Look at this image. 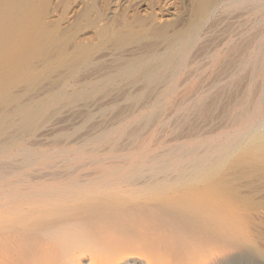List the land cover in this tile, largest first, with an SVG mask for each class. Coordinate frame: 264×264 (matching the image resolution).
I'll return each mask as SVG.
<instances>
[{"label":"bare ground","instance_id":"obj_1","mask_svg":"<svg viewBox=\"0 0 264 264\" xmlns=\"http://www.w3.org/2000/svg\"><path fill=\"white\" fill-rule=\"evenodd\" d=\"M55 1L58 2L53 0H0V69H7L10 75L15 70L22 69L28 59L30 60V57L23 56L24 54L22 55L20 51L26 48L34 49L36 46L44 45L45 43L62 40L60 33L58 34L59 36L56 35L61 30L60 21H50L46 16L50 15L52 10L56 11L62 8L63 14H66L65 12L74 0ZM246 1L193 0V12L188 19V30L174 37L169 36L170 29H174L172 25L155 28L149 26L154 21L153 17L148 20L138 21L137 26H140L139 29L136 28V25L129 23L126 17L115 20L110 27L103 26L101 30L103 38L108 36L106 38L116 44H127L129 41L141 43L149 35L153 39L165 43V51L163 53L152 55L150 58L147 57L148 59H145L143 54V58L139 56L138 58L124 61L119 70L122 80H127L129 82L127 84L133 89L135 88L137 92L156 94L157 97L165 100H168L179 91H183L182 93H185V95L190 91L192 93V88H188V82L192 80L193 72H190V69L188 70V64L190 63L189 57L193 53L195 44L197 42L200 43L198 41L199 36L203 34L208 39L212 38L213 43L218 41L219 37H223L224 41L222 44L215 50L210 51L211 57L213 61L228 63V59L233 54L240 51L239 49L243 50L242 53L244 55H242V61L239 60L242 62L239 69H244L246 72L250 69L252 75V81L250 80L247 84V92H244L246 98H241L243 101L240 103V111L237 115L235 113L236 117L231 123L225 127L223 126L224 122V124L222 123L223 125L218 124L220 126L214 128H212V125L207 133L211 135L204 137L205 139L200 143L203 151L199 160L195 159L196 156H192L194 159L192 161V165L195 168L194 171L188 174L181 173L178 177L176 176L177 178L174 177L176 179L171 184L165 182L146 183L149 178H144V183L143 181L141 184H139L140 182L134 183L135 179L145 177L143 167H147V164H150L147 171L151 173V176L157 177L169 171V169H166L167 166L160 164L158 157L152 158L151 156L150 158L147 153L143 154L145 145L140 147L133 145L135 148L132 146L133 148L130 149H135V151H130L126 158L122 156L126 160V164L124 163L126 166L106 167L100 165L102 164L101 159H98L101 157L99 155L101 154L99 153L100 148L103 151L105 149L109 153L113 152L122 143L121 140L123 139H127L129 141L128 144L132 140L135 141L138 133L136 134L132 131L127 133L129 127L143 122L147 126L154 120L157 112L144 114V109L148 106L145 104L140 105L142 102L135 105L130 104L131 106L127 107L129 109L127 117L124 116L125 118L116 121L113 129L110 128L112 132L110 130L104 131L93 139H86L85 145L92 144L94 146V149H90L91 151L89 152L87 150L85 152L83 147L74 149L69 147L68 144L62 146V148L56 147L59 148L56 155L49 154L47 150L40 148L42 156L38 160L36 159L35 162L41 161L44 163L54 159L56 156L71 157L73 154L75 156H73L72 161L79 162L83 156L88 155L92 158V161L97 162V175L92 179L87 178L86 182L84 181L85 179L81 180L84 182H81L78 180L79 178L75 179L73 176L66 179L54 177L55 179L51 178L53 180L51 182H47V178L44 180L40 177L34 180L25 179V181L21 182L14 180L15 182L7 185H0V264H79L82 260L83 248L89 250L88 253L91 254L90 264H133L132 261L130 262V259L133 258L140 259L141 262L144 260L147 264H264V53L259 54L261 50H253L252 40H248V36L244 37L246 33L244 30L241 31L237 27H234L232 31H224L222 29L228 17L229 19L233 18L231 12L234 13V11L231 10L233 8L241 9ZM78 2L82 3L83 1L81 2L80 0ZM97 3L102 2L92 0V2L83 3L81 9H78L79 11L75 9L78 11L77 17L68 13L72 17H76H74L75 20L69 17L73 22L69 24L70 27L68 29L78 30L83 26L96 24L97 21L102 20L104 12L98 8ZM59 11L57 12L60 13L61 11ZM246 11L242 14L247 15ZM236 15L238 16L239 14L237 13ZM52 16L54 15H51V18ZM113 20L109 19L110 22ZM221 21L223 22L222 24ZM238 25L240 26V24ZM115 28L118 29L115 30ZM216 28L217 30L214 31ZM242 36L245 42H243L241 47L237 44L236 40L238 39L236 37L243 39ZM69 39L74 40L75 38L70 37ZM136 47L139 48L138 46ZM196 49L199 51L201 48L196 47ZM196 49L194 52H197ZM73 58L72 60L70 59V65L71 69L74 70L79 63L86 61L87 55ZM119 58L121 60V57ZM209 62L212 63L211 60ZM223 66L226 67V64ZM115 69L117 71V68ZM222 69L224 70V68ZM192 71L194 70L192 69ZM1 74L0 88L3 87L2 76H4V74ZM82 77L84 78V76ZM255 77H258L259 80L261 79L260 84L253 81ZM229 82H227L225 88L229 89L232 87L233 89V86H231L233 83L231 82L230 84ZM110 89L109 91H111ZM145 103H148V101ZM203 103L204 99H200L195 107L201 108ZM157 110L159 112V109ZM2 119L4 120V118ZM100 121H102V117ZM93 122L95 123V121ZM66 128L63 129L66 130ZM87 128L89 127L87 126ZM134 129L136 130L137 128L135 127ZM85 132L87 131L85 130ZM90 132L91 130L89 134ZM83 138L81 137L80 140ZM183 145L187 146L185 143ZM35 150L21 143H13L7 146L0 144V160L23 156L27 164H32L38 154ZM117 151L119 152L120 150L117 148ZM113 153H116V151ZM181 157L178 156L179 159ZM6 162L4 161V163ZM227 165L233 169V177L231 179H227L226 175H224ZM50 168L52 170V167ZM53 168L55 167L53 166ZM60 173L62 174L61 171ZM43 174L41 173V175ZM69 175L71 176L72 174L69 173ZM197 183H200V185H196ZM73 251L75 252L71 253Z\"/></svg>","mask_w":264,"mask_h":264},{"label":"rangeland","instance_id":"obj_2","mask_svg":"<svg viewBox=\"0 0 264 264\" xmlns=\"http://www.w3.org/2000/svg\"><path fill=\"white\" fill-rule=\"evenodd\" d=\"M53 1L58 2L55 0H53ZM78 1H80V0H78ZM78 1L74 0V2L69 5L67 11L65 12L66 14H63V8H62L61 10L59 9L61 12L59 10H56V11L52 10L50 12V15L46 16V18H48V20L53 21V22L60 21L61 26L63 25L62 27L60 26L61 30H59L58 33L56 34L57 36L60 35V37H62V40H57V41H53L50 43H45L44 45L36 46L34 49H31V48L27 49L26 48L25 50L20 51V53H22V55L24 54L23 56L30 57V60L28 59V62L25 63V66L22 67V69L15 70L14 72L10 73V75H9L7 69H3V68L0 69V74L1 73H2L1 75L4 74V76H2V81H3L2 86L6 87V88L2 87L3 90H2V88H0V108H1L0 109V144L7 146V145H10L13 143H21V144L26 145V147H28V148L36 149L35 152L38 153L35 156L34 162L32 164H27L25 162L23 156H17V157L8 158V159H1L2 161L0 160V185H7V184L15 182V181L21 182V181H25V179L26 180H34L37 178L39 179L40 177L44 180H46V178H47V180H46L47 182H51V181H53L52 179H55V178L66 179L67 177L69 178L72 176L75 179L79 178L78 180H80V181L85 179L84 180L85 182L88 179L95 178L97 175L96 169L98 168V166L96 165L97 162H95L94 160L92 161V158H90V156H88V155L83 156L79 162L72 161V159L74 158L73 156H75V154H73L71 157L63 156V155L56 156L54 159L46 161L44 163L41 161L35 162L36 159L38 160V158H40V156H42L40 154L41 150H39V149L40 148L45 149V150H47V153H49V154L51 153L52 155L53 154L56 155V154H58L59 148H62V146H65L68 144L69 147H72L74 149H80L81 147H83L85 152H86V150H87V152H89L92 149H94V146L92 144L85 145L86 139H93L94 137L98 136V134H101L104 131H109L110 128L113 129V125L116 124V121L127 117L128 110H129L128 108L131 105H135L136 103L138 104L139 102L140 103L142 102L141 104L139 103L140 105L145 104L146 106H148V107H146V109H144V114L157 112L154 120L150 123V125L147 124V126L143 122V123H140L139 125L129 127V130L127 133H129L131 131L133 133H136V134L138 133L135 137L136 140L135 141L132 140L128 144L129 141H127V139L122 138L123 139V140H121L122 143H120V145H118L116 147V149L113 151V152L116 151V153H113V152L108 153V151L106 152L105 149L103 151L102 148H100L99 153H101V154H99V155L101 157L99 156L100 158H98V159H101V161H102V164H100V165H103L106 167L126 166L125 165L126 164V160H125L126 155L130 151H135V149L131 150L130 148H133L134 146L140 147L142 145L143 146L145 145V148L143 149L144 150L143 154L147 153L148 155H150L149 156L150 158H151V156H152V158L158 157L159 161L161 162L160 164H162L163 166H167L166 169H169V171H167V173H165V174H160L157 177L151 176V173H149V171H147V170H149L150 164H147L148 168L146 166L143 167V170L145 171L144 172L145 177H139L140 179H138V178L135 179L134 183L140 182L139 184H141L142 181L144 183V180H143L144 178H149V180L146 183H148V182L149 183L150 182L151 183H158V182L164 183L165 182V183L171 184L172 182L175 181V179L181 173H184V174L192 173L195 169L194 165H192V161L194 160L192 158V156H194V157L196 156L195 159L199 160V157L202 155V151H203L200 143L208 135H211V134H207V133L209 132L212 125H213L212 128H214V127L223 125L225 123L223 125L225 127L229 123H231V121L235 119L236 115L240 111V107H241L240 103H241V101H243L241 98H243V99L246 98L245 93L247 92L246 91L247 84H248V82H250V80L252 81V77H251L252 75L250 73V69H248L247 72L244 69L243 70L239 69L240 64L242 63V62H240V61H242V58H243L242 55H244V53H242L243 50L239 49L240 51H238L236 53L238 57L236 56V54H233L232 55L233 58L231 57L230 59H228V63L224 62L226 64V67H225V66H223V65H225L223 62L220 63L218 61H213V59L211 57V53H210V51L215 50L218 46H220L222 44V42L224 41L223 37H219V40L213 43L212 38L208 39L207 36L204 37V35L202 34L199 36V40H198V41H200V43L197 42L195 44V47L192 51L193 53H191L192 55L190 54V57H189V62L191 64L190 63L188 64V66H189L188 70L190 69L189 71L193 72V78L190 82H188V88H192V93L190 91L188 94L185 95V93H182L183 91H179L175 95H172V97H171L172 99L169 98L168 100H165L161 97H157L156 94L152 95V93H147V92L144 93L141 91L137 92L135 88L133 89L129 84H127V83H129L127 80H125V81L122 80L121 75L119 74V70H120L121 65L123 64L124 61L126 62V61L133 59V58H138L139 56H140V58L141 57L143 58V56H142L143 54H144V58L148 59L152 55L163 53L165 51L164 50L165 49V46H164L165 43L160 42V40L153 39V37L151 35H149L144 40H142L141 43H138L135 41H129L127 44H119V43L116 44L112 41H109L110 39L106 38L108 36L103 38V33L101 31L103 26H109L110 27L114 24L115 20H120L122 17H126V20L127 21L129 20V23L136 25V28L139 29L140 26H137L138 21L148 20L150 17H153L154 21L149 26H153L155 28V27H160V26H165V25L166 26L172 25L174 29H170V31L172 33L169 31V36L174 37V36L179 35L180 33L186 32L188 30V28H189L188 27V19L191 17L192 12H193V5H194L193 0H157V2H156V0H147V2H146V0H97V2L98 1L102 2V3H97L98 8L102 12H104L103 13L104 15H102V20L97 21L96 24L93 23V24L86 26V27L83 26L82 28H80L78 30L77 29H73V30L70 29L69 30L68 29L70 27L69 24H71V22H73V20H75V18L77 17V13L79 11L78 9H81V6L83 5V3L92 2V0H89V1L88 0H81V2L83 1L82 3H79ZM109 1H110V3H109ZM151 1H153L154 4L153 3L150 4ZM104 3L106 6L104 5ZM79 4H81V5H79ZM78 6H79V8H77ZM102 8L104 9V11ZM75 9H77L78 11ZM131 10H133V11H131ZM57 11H59L60 13H58ZM231 11H234V13L231 12L233 18L231 17L229 19V17H228V19H227V21H226V23L222 29L224 31L225 30L232 31V29L234 27H237L241 31L244 30V32H246L244 37L246 38V36H248V40H250V41L252 40L251 43H252L253 50L254 51L255 50H259V51L261 50V52L259 54L264 53V49H262V48H264V0H247L245 2V4L241 7V9L240 8H238V9L233 8ZM245 11H246L247 15L242 14V13H245ZM73 12H75V13L73 14ZM128 12L129 13L131 12L132 16H131V13L129 14ZM136 12H137V14H136ZM236 12L239 14L238 15L239 17L236 15L237 14ZM68 13H71L72 15H75L76 17L74 16L75 17L74 18V17H72V15H69ZM51 15H54V16H52V18H51ZM126 15H128V16H126ZM241 15H242V17H241ZM119 16H121V17L118 18ZM183 16H185L187 19ZM56 17H58V18H56ZM69 17L73 18V20L71 18L69 19ZM108 17L110 20H113V19L114 20L110 22ZM63 18H65V19H63ZM185 19H186V21H185ZM235 20H236V22H235ZM104 21H105V23H104ZM107 21H109V22L107 23ZM134 21H136V22H134ZM244 21H245V23H244ZM227 22H228V25H227ZM65 23H66V25H65ZM222 23L223 22L221 21V24ZM177 24H179V25H177ZM238 24H240V26ZM118 28H115V30H117ZM215 30H217V28L214 29V31ZM112 31H111V33H112ZM250 34H252L253 36ZM78 36L80 37L79 38L80 41L78 39ZM70 37H73L75 39L70 40L69 39ZM84 37H86V38H84ZM244 37L242 36L243 39H241L240 37H236V39H238V40H236L237 44H239V46H241V47L243 46V42H245ZM86 39H88V40H86ZM75 40H77V41H75ZM102 40H103V42H102ZM208 40H210V41H208ZM236 41H234V42L236 43ZM153 42H155V43H153ZM240 42H242V43L240 44ZM207 43H209V44H207ZM154 44L155 45L157 44V45L155 46ZM116 45H118V46H116ZM206 45H207V47H206ZM133 46H135V47H133ZM136 46H138L139 48H137ZM118 47H120V48H118ZM143 47H144V49H143ZM196 47L201 48V49L200 50L198 49L199 51H197ZM87 48H88V50H87ZM64 49H65V51H64ZM195 49L197 52H194ZM68 50H69V52H67ZM111 50H113V51H111ZM151 50H153V51L151 52ZM108 51H110V52H108ZM199 52H200V54H199ZM117 53H118V55H117ZM137 53H139V54H137ZM29 54H31V55H29ZM84 55L85 56L87 55L86 61H82L81 63H79L78 64L79 66L77 65V67L74 70L71 69L70 59L71 60L74 59L73 57L80 58ZM240 56H241V58H240ZM119 57H121V60H119L120 59ZM68 58H69V60H68ZM208 58H210V59H208ZM93 59H94V61H93ZM210 60L212 61V63L209 62ZM121 61H122V63H121ZM193 61H195V62H193ZM216 62H217V64H216ZM113 65H115V66H113ZM220 65H222V66L220 67ZM114 67L117 68V71ZM194 67H196V68L194 69ZM197 67H198V69H197ZM53 68H55V69H53ZM202 68H204V69H202ZM222 68H224V70ZM192 69L194 71H192ZM199 69H200V71H199ZM236 70H237V72H236ZM220 71H221V73H220ZM102 74H104V75H102ZM81 75L84 76V78ZM242 76H243V78H242ZM25 77H27V78H25ZM93 77H95V78H93ZM255 79H257V80H255ZM255 79L253 78L254 82H256L257 84L261 83V79L259 80L258 77H255ZM226 81L227 82L230 81L229 82L230 84H231V82L233 83V84H231V86H233V89H232V87H230L231 89L225 88V85H227ZM200 83H201V85H200ZM125 84H127V85H125ZM192 85H194V86H192ZM242 85H243V87H242ZM120 86H122V87H120ZM82 87H84V88H82ZM199 87H200V89H199ZM219 87H221V88H219ZM109 88H111L110 89L111 91H109ZM220 90H221V92H220ZM12 91H14V92H12ZM15 91H16V93H15ZM131 94H133V95H131ZM205 94L207 95V97ZM208 95H210V96H208ZM204 96L206 97V99ZM15 97H16V99H15ZM149 97L151 98V100L153 98V100L151 101ZM187 98L188 99L190 98V99L188 100ZM8 99L10 102L8 101ZM200 99H202V100L204 99L203 106L201 108H196L195 105ZM129 101H130V103H129ZM146 101H148V103H145ZM125 108H127V110H125ZM39 109H41V110H39ZM157 109H159V112ZM160 112H161V114H160ZM235 113H236V115H235ZM69 114H70V116H68ZM88 114H90V115H88ZM100 116L102 117V121H100V119H101ZM2 118H4V120ZM107 119H109V120L107 121ZM160 120H161V122H160ZM263 120H264V116H263ZM93 121H95L96 124ZM105 123H106V125H105ZM99 124H100V126H99ZM218 124H220V125H218ZM50 125H51V127H50ZM144 125L146 126V128ZM87 126L89 128H87ZM3 127H5V128H3ZM135 127L137 128L136 130L134 129ZM63 128H66V130ZM101 128H103V129H101ZM89 129L91 130L90 134H89V131H90ZM99 129H100V131H99ZM85 130L87 131V132H85L86 134L84 133ZM205 131H207V132L205 133ZM173 132H175V133L172 134ZM141 134H142V136H141ZM178 134L180 137H182L183 135L184 136L182 138H180L178 136ZM146 135H148V136H146ZM87 136H89V137H87ZM172 136H174V137H172ZM81 137L82 138L84 137V138L80 140ZM139 138H140V140H139ZM168 138H170V139H168ZM73 139H74V141H73ZM171 139H172V141H171ZM141 142H142V144H141ZM183 142L187 146H184ZM38 144H40V145H38ZM125 144L128 146L126 147ZM189 145H191V146H189ZM120 146H123V147L125 146V147L123 148ZM56 147H59V148H56ZM117 148H118V150H120L119 152L117 151ZM128 148H129V150H128ZM188 149H190V150H188ZM165 150H167V151H165ZM169 151H170V154H169ZM106 153H108V154H106ZM113 154L116 156H114ZM124 154H125V156H124ZM166 154H167V156H166ZM182 154H183V156H182ZM191 154H193V155H191ZM119 156H120V158H119ZM122 156L125 158H123ZM178 156H180V157L182 156V157L179 159ZM20 159H22V160H20ZM122 159L124 160V162ZM161 160H165V161H161ZM4 161L5 162L7 161V162L4 163ZM120 161H121V164H120ZM55 162H56V164H55ZM85 162H87V163H85ZM94 162H95V164H94ZM8 163H10V164H8ZM34 163L35 164L37 163V164L35 165ZM103 163H105V164H103ZM2 164H3V166H2ZM7 166H8V168H7ZM22 166H24V167H22ZM49 166L52 167V170ZM53 166L55 168H53ZM67 166H68V168H67ZM79 166H80V168H79ZM73 167H75V168H73ZM64 168H66V169L64 170ZM69 168H71V169H69ZM76 169H77V171H76ZM91 169L93 170V173H96V174H93ZM57 170H58V172H56ZM59 170L62 172V174L60 173ZM46 172L49 174H47ZM51 172H53V173H51ZM169 172H170V174H169ZM7 173H8V175H7ZM41 173L42 174L44 173L45 175L43 174L44 175L43 176V175H41ZM69 173L72 175L70 176ZM229 173H231V174L229 175ZM89 174L91 177L89 176ZM232 174H233V169L230 168L229 165H227V167L225 168L224 175H226L227 179H231L233 177ZM32 175H34V176H32ZM149 175L151 176L152 179L150 178ZM174 177H176V178H174ZM84 181H81V182H84ZM196 185H200V183H197ZM83 249H84V251H83L82 260L79 264H90L91 254L88 253L89 250H85L86 248H83ZM75 251H80V250H75ZM75 251H73L71 253H74ZM133 259H130V262L132 261L133 264H136V263L147 264L144 260H142V262H141L140 259H134V260Z\"/></svg>","mask_w":264,"mask_h":264}]
</instances>
